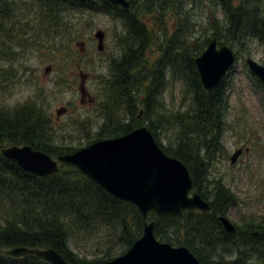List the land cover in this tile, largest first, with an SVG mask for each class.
<instances>
[{"label": "trees", "instance_id": "obj_1", "mask_svg": "<svg viewBox=\"0 0 264 264\" xmlns=\"http://www.w3.org/2000/svg\"><path fill=\"white\" fill-rule=\"evenodd\" d=\"M16 1L0 0V32H9L19 40L34 30L33 37L70 35L69 46L79 35H72L71 24L65 29L63 23L76 11L105 12L124 31L119 39L121 54L111 61L112 78L106 89L115 111L105 109L106 125L97 140L77 148L58 146L51 114L28 101L14 107L0 105V149L31 146L57 157L102 137L116 138L145 125L168 156L186 165L194 191L211 210L186 211L177 217L151 213L157 238L186 246L201 264H264V238L252 235L264 231V220L239 224L237 232L228 235L217 219L227 216L238 201L221 177L211 176L214 162L226 154L223 138L232 72L216 90L207 92L195 64L213 38L239 51L252 48L254 43L264 44V0H128L129 9L114 6L109 0H28V11L35 14L31 20L16 12ZM169 17L175 28L171 35H167ZM146 18L157 30L149 28ZM161 37H165L163 41L155 43ZM63 45L61 41L60 48ZM153 47L157 51L151 55ZM260 62L264 64V60ZM172 80L181 83L178 109L177 104L165 105ZM255 83L264 91L260 82ZM121 107L130 116L128 122L117 115ZM141 111L143 119L139 118ZM162 129L167 142L162 139ZM0 217V264H49L35 255L10 256L8 251L17 247L53 248L70 264H102L126 253L144 228L135 206L113 197L76 167L61 165L58 174L38 177L4 158L1 150ZM80 235L95 240L98 258L89 259L73 249L74 239ZM232 250L237 256L226 262L224 254Z\"/></svg>", "mask_w": 264, "mask_h": 264}, {"label": "rangeland", "instance_id": "obj_2", "mask_svg": "<svg viewBox=\"0 0 264 264\" xmlns=\"http://www.w3.org/2000/svg\"><path fill=\"white\" fill-rule=\"evenodd\" d=\"M26 1L17 0L19 9L15 10L27 20L34 19L32 14H35L28 11ZM146 21L151 30H157L152 21L147 18ZM66 24H71L72 35L76 32L79 35L69 46L70 35L58 38L55 34L49 39L42 34L33 37L34 30H29L19 40L9 32H0V105L14 107L28 101L38 103L52 116L56 144L77 148L92 139L97 140L104 129L105 109L115 111L106 89L112 78L111 61L121 54L119 39L124 28L109 14L91 11L69 14L64 19L65 29L68 28ZM168 25L167 35H171L175 28L170 17ZM98 30L105 32L102 52L97 49L95 33ZM31 41L34 43L30 44ZM61 41L64 45L60 48ZM156 51L157 48L153 47L149 53L154 55ZM236 52L239 61L233 67L228 84L229 109L223 138L226 154L219 155L214 162L211 176L221 177L238 198V206L230 208L228 214L229 220L238 227L239 224L264 220V91L255 86L253 76L250 78L244 66L247 57L262 63L264 44L254 43L252 48L242 51L236 48ZM47 68L51 69L46 72ZM180 90L179 81H169L166 106L177 104L178 109L182 98ZM61 109L66 111L58 115ZM142 113L140 119H143ZM117 115L127 119L124 122L130 119L125 107L118 109ZM162 134V139L167 142L164 129ZM240 148L244 150L243 154L235 165H231V156ZM2 219L0 217V221ZM74 240L73 249L80 255L89 259L100 255L95 240L82 235Z\"/></svg>", "mask_w": 264, "mask_h": 264}, {"label": "water", "instance_id": "obj_3", "mask_svg": "<svg viewBox=\"0 0 264 264\" xmlns=\"http://www.w3.org/2000/svg\"><path fill=\"white\" fill-rule=\"evenodd\" d=\"M114 5L129 8L127 0H110ZM98 50L104 49L105 32L95 33ZM231 47L218 48L214 39L195 60L201 82L208 92L216 89L235 63ZM252 73L264 83V65L248 58ZM50 68L46 69L48 72ZM85 77V76H83ZM65 109L58 111V115ZM243 150L231 157L235 164ZM2 155L26 172L45 177L59 172V165L50 155L30 146L1 148ZM58 161L76 167L79 172L103 187L112 196L137 207L145 220L143 235L123 255L102 264H201L185 246L174 247L161 242L155 235V221L148 222L150 213L158 216H178L187 210L207 212L210 208L197 193L190 196L193 180L188 168L169 157L156 142L147 127L127 135L97 141L74 153L62 155ZM228 234L237 231L226 217L219 216ZM259 233H253L258 236ZM264 237V232L261 234ZM15 258L25 255L41 257L50 264H70L56 250L17 247L8 251Z\"/></svg>", "mask_w": 264, "mask_h": 264}, {"label": "bare ground", "instance_id": "obj_4", "mask_svg": "<svg viewBox=\"0 0 264 264\" xmlns=\"http://www.w3.org/2000/svg\"><path fill=\"white\" fill-rule=\"evenodd\" d=\"M49 249V248H48ZM53 249V248H52ZM55 250V249H54Z\"/></svg>", "mask_w": 264, "mask_h": 264}]
</instances>
